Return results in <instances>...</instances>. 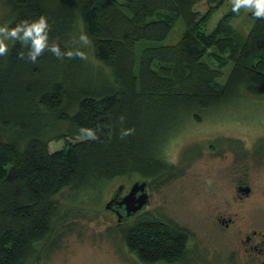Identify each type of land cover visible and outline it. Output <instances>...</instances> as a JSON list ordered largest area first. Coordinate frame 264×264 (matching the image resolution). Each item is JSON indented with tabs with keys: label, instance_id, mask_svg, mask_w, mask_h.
<instances>
[{
	"label": "trees",
	"instance_id": "16d2710c",
	"mask_svg": "<svg viewBox=\"0 0 264 264\" xmlns=\"http://www.w3.org/2000/svg\"><path fill=\"white\" fill-rule=\"evenodd\" d=\"M73 2L0 0V26L13 28L44 16L50 42L58 43L61 51L70 50ZM198 2L81 0L84 34L96 59L112 69L114 87L87 81L75 86L67 77L73 71L69 57L57 58L45 50L32 63L19 57L27 52L19 41H7L8 52L0 56V126L34 135L22 146L0 138V264H38L52 253L56 199L63 191L87 203L119 178L138 175L160 186L173 176L162 159L171 132L186 120H199L225 95L229 100L238 83L252 97L264 95V18L253 16L240 40L221 24L208 33L206 22L226 0H204L209 8L202 14L194 9ZM234 16L226 14L223 20ZM177 19L185 28L180 40L174 46L162 44ZM224 54L233 69L221 87V73L204 58L210 56L222 66ZM68 92L77 98L74 111L64 108ZM53 117L80 140H66L61 149L49 151L54 137L46 141L41 133ZM81 127L97 129L98 138L82 137ZM125 128L131 132L122 136ZM119 232L142 264L188 260L190 234L171 221L139 218Z\"/></svg>",
	"mask_w": 264,
	"mask_h": 264
},
{
	"label": "rangeland",
	"instance_id": "374dc122",
	"mask_svg": "<svg viewBox=\"0 0 264 264\" xmlns=\"http://www.w3.org/2000/svg\"><path fill=\"white\" fill-rule=\"evenodd\" d=\"M73 6L75 24L69 42L74 55L69 57L68 64L73 71L67 77L73 78L75 86L87 81L97 87H114L112 69L96 59L92 43L84 34L81 0H74ZM208 8L204 0H199L194 9L202 14ZM232 13L234 17L223 20L224 15ZM253 18L251 10L233 12L231 0H226L210 15L206 31L210 33L221 24L240 40L248 33ZM184 29L181 19L175 20L162 44L176 45ZM82 34L87 43L80 40ZM76 51L83 55H75ZM226 56L222 55V66L210 56L204 58L205 63L221 73L217 80L221 87L233 69ZM233 89L229 100L225 95L219 106L203 113L199 120H186L170 133L162 149L163 161L173 169L169 181L158 186L138 175L119 178L106 184L98 199L87 203L71 199L68 191H63L56 199L59 213L53 227L55 247L38 264H142L129 253L119 232L120 227L132 225L139 218L171 221L187 230L190 239L186 264H264L263 256L245 250L243 240L246 235L252 236L253 231L256 242L264 239V95L252 97L240 83ZM76 99L73 92H68L64 108L68 105L74 111ZM70 132L67 124L53 117L41 138L47 141L54 137L48 144L52 152L61 149L66 140H80ZM33 135V131L22 133L17 127L0 126L3 141L21 146ZM135 181L147 183L149 202L135 216L118 222L116 214L105 209V205L120 185L124 187L122 196ZM240 183L250 189L241 199L236 190ZM229 217V226L219 222L220 218Z\"/></svg>",
	"mask_w": 264,
	"mask_h": 264
},
{
	"label": "clouds",
	"instance_id": "9594fccd",
	"mask_svg": "<svg viewBox=\"0 0 264 264\" xmlns=\"http://www.w3.org/2000/svg\"><path fill=\"white\" fill-rule=\"evenodd\" d=\"M231 9L233 12H239L240 9L251 10L256 18H264V0H231ZM50 25L44 16L38 19L29 21H22L13 28L7 25L0 26V56L8 52L7 41L15 40L21 43V46L27 49V52H19L21 59H27L32 63L37 62V57L41 56L45 50L51 52L57 58L65 56L72 57L73 51H61L58 43L50 42L49 40ZM82 42L87 43L85 35L80 36ZM75 55L82 56L80 51H76ZM131 129H123L121 135L127 136ZM80 135L90 140H96L97 129L81 127Z\"/></svg>",
	"mask_w": 264,
	"mask_h": 264
},
{
	"label": "water",
	"instance_id": "95a60500",
	"mask_svg": "<svg viewBox=\"0 0 264 264\" xmlns=\"http://www.w3.org/2000/svg\"><path fill=\"white\" fill-rule=\"evenodd\" d=\"M124 187L120 185L106 203L105 209H110L116 213L117 220H126L144 210L149 202L147 183L145 181H135L131 184L125 194L121 196ZM248 187L239 188V193L248 195Z\"/></svg>",
	"mask_w": 264,
	"mask_h": 264
},
{
	"label": "flooded vegetation",
	"instance_id": "af4514ba",
	"mask_svg": "<svg viewBox=\"0 0 264 264\" xmlns=\"http://www.w3.org/2000/svg\"><path fill=\"white\" fill-rule=\"evenodd\" d=\"M245 187L246 186H243L240 183V184H238L236 186V190L239 193V188H245ZM239 194H241V193H239ZM242 195L243 194L239 195L238 198L241 199L242 198ZM231 221H232V219L230 217L227 218V219H224V218H220L219 219V222L221 224L225 225V227L229 226L228 224H230ZM251 235L252 236L246 235L245 238L243 239L245 241L244 244L246 243L245 246L247 247L245 250L246 251H252V252H254V254H256L258 256H263L264 257V239H262V242L261 241H257L256 242L255 241V232L253 231Z\"/></svg>",
	"mask_w": 264,
	"mask_h": 264
}]
</instances>
